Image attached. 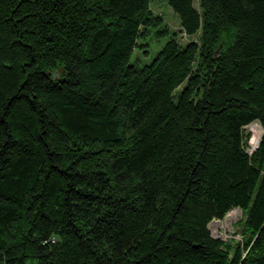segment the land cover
Masks as SVG:
<instances>
[{"label":"trees","instance_id":"obj_1","mask_svg":"<svg viewBox=\"0 0 264 264\" xmlns=\"http://www.w3.org/2000/svg\"><path fill=\"white\" fill-rule=\"evenodd\" d=\"M152 3L0 0V264H264V0Z\"/></svg>","mask_w":264,"mask_h":264},{"label":"rangeland","instance_id":"obj_2","mask_svg":"<svg viewBox=\"0 0 264 264\" xmlns=\"http://www.w3.org/2000/svg\"><path fill=\"white\" fill-rule=\"evenodd\" d=\"M153 11L156 15H159L163 18L165 24L168 26V28L176 33V40L183 44L188 41V38L181 34V27H180V21L177 15L173 13V11L167 6L166 0H153L152 3ZM157 29H149L148 34L145 36V38L142 40V43L146 45L145 48L141 50H135V52L131 55L130 63L132 65H137L138 67H142L146 64H148L155 55L161 50V48L164 46L166 42L165 38H160L155 35ZM143 52H147L143 53ZM262 130V127L259 125V123L251 124L243 130L244 135L249 134L248 139V145L247 152L252 153L257 148V145L260 141V138L254 148H252V138L255 135L256 132L259 130ZM253 150V151H252ZM237 210H233L231 212H234ZM240 213L237 216V218L230 221L228 224L225 222V217L223 220H213L209 224L208 228L210 230V235L214 239H220L222 241H226L229 239H235L239 240V237L237 235V227L236 224L239 222V220L242 218V213L240 210H238ZM230 213V212H229ZM218 221L220 223V227H214L212 224ZM216 229V230H215Z\"/></svg>","mask_w":264,"mask_h":264},{"label":"bare ground","instance_id":"obj_3","mask_svg":"<svg viewBox=\"0 0 264 264\" xmlns=\"http://www.w3.org/2000/svg\"><path fill=\"white\" fill-rule=\"evenodd\" d=\"M262 130L260 129L258 132L255 133V135L252 138V148H254L261 136ZM253 151V150H252ZM239 211H234V212H230L225 216V222L226 224H228L230 221H232L233 219L237 218V216L239 215ZM214 227H220V223L218 221H215L212 224ZM216 230V229H215Z\"/></svg>","mask_w":264,"mask_h":264},{"label":"water","instance_id":"obj_4","mask_svg":"<svg viewBox=\"0 0 264 264\" xmlns=\"http://www.w3.org/2000/svg\"><path fill=\"white\" fill-rule=\"evenodd\" d=\"M52 76H53V78H56L57 74L56 73H52Z\"/></svg>","mask_w":264,"mask_h":264}]
</instances>
